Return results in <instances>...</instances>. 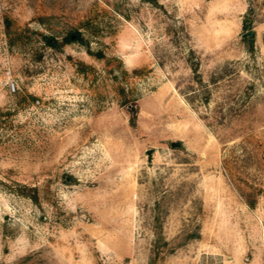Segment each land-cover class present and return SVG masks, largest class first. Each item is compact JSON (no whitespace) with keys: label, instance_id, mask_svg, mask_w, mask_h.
I'll list each match as a JSON object with an SVG mask.
<instances>
[{"label":"rangeland","instance_id":"obj_1","mask_svg":"<svg viewBox=\"0 0 264 264\" xmlns=\"http://www.w3.org/2000/svg\"><path fill=\"white\" fill-rule=\"evenodd\" d=\"M223 159L264 188V0H0V264H264Z\"/></svg>","mask_w":264,"mask_h":264},{"label":"trees","instance_id":"obj_2","mask_svg":"<svg viewBox=\"0 0 264 264\" xmlns=\"http://www.w3.org/2000/svg\"><path fill=\"white\" fill-rule=\"evenodd\" d=\"M71 37V35L67 34L63 37V41H67L69 40ZM75 37L79 38V34L78 32L75 33ZM251 37V35L249 36V38ZM45 41L47 44L49 45H55L57 43L56 39L52 36H45L44 37ZM94 55H96V57H102L103 54L101 51H95ZM134 72H139V70L137 69H133ZM123 103H125V106L129 112V122L130 124H134L135 122V112H136V105L133 101H129L128 99H124ZM223 166H225L227 168V175L229 176V180L234 184L235 189L238 191V194L240 195V197L242 198V200L244 201V203L248 206V207H253L256 203V199H257V195L261 194L262 196H264V188L259 187V186H254L253 184H251L250 182H248L247 180L244 179H240L239 177L235 176V169L234 168H230L229 164L227 163L226 159H223ZM225 168V169H226ZM187 236L192 237V236H196V234H187ZM162 244L166 245L167 242L166 241H162ZM157 247H158V243L157 242H153L152 245V256L149 257L147 264H155V259L157 256ZM172 247H168L167 250H171ZM24 259V258H22ZM157 264H161L160 262H158Z\"/></svg>","mask_w":264,"mask_h":264},{"label":"built area","instance_id":"obj_3","mask_svg":"<svg viewBox=\"0 0 264 264\" xmlns=\"http://www.w3.org/2000/svg\"><path fill=\"white\" fill-rule=\"evenodd\" d=\"M10 86L13 87V82H10Z\"/></svg>","mask_w":264,"mask_h":264},{"label":"water","instance_id":"obj_4","mask_svg":"<svg viewBox=\"0 0 264 264\" xmlns=\"http://www.w3.org/2000/svg\"><path fill=\"white\" fill-rule=\"evenodd\" d=\"M245 33H246V34H249V33H250V30L246 31Z\"/></svg>","mask_w":264,"mask_h":264}]
</instances>
